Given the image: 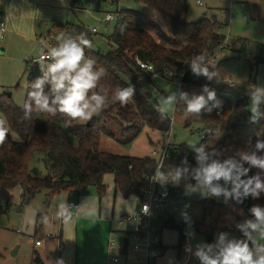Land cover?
<instances>
[{"label":"trees","instance_id":"trees-1","mask_svg":"<svg viewBox=\"0 0 264 264\" xmlns=\"http://www.w3.org/2000/svg\"><path fill=\"white\" fill-rule=\"evenodd\" d=\"M132 1L141 4L145 10L151 9L164 15L168 19L169 29L163 30L143 10L118 9V21L108 36L112 50L101 53L94 51L92 47L85 49L86 55L96 60V68L105 69V75L96 91L108 96V104L88 124L69 120L60 112L55 115L39 112L35 109L34 102L32 110L26 115L24 107L17 106L7 94L0 96V111L8 125L7 137L0 145V187H19L23 192V203H28L43 191L48 192L47 202L62 194L81 196L92 187L102 195L106 188L103 177L108 173L114 176L115 188L124 198L132 195L142 197L141 191L148 187V178L155 172L156 160L150 156H121L100 150L101 137H112L107 127L106 115L109 114L116 124L125 126V131L132 134L129 141L137 138L146 128L164 133L171 129V119L158 110L154 103L155 80L151 79L149 71L140 67L138 61L152 65L160 75L172 69L183 73L181 84L182 89L189 93L187 100L199 95L207 97V93L203 91L204 85H208L210 91L224 90L225 87L216 88L215 75L209 79L202 72H194L191 63L203 53L206 59L203 62L197 61L199 67H207L209 73H216L206 65L225 40V36L220 33V25L215 20L188 22V0H115V4L118 6ZM61 32L73 38L83 34L93 46L92 33L84 25L59 23L55 33L49 36H53L56 42L55 37ZM259 63L264 65V58H257L253 65L257 66ZM27 64L29 73L25 101L32 90L31 83L41 75L39 63L28 61ZM129 86H133L134 94L126 105L113 101L117 87ZM45 92H48L47 85ZM191 92L195 93L192 95ZM250 101V95L243 96L235 103L226 96L219 95L205 104L197 117L195 114H185V100L186 104H183L181 110L185 127L200 124L207 132L200 143L195 145V148L203 145L205 154H209L206 163H210L212 159L223 162L228 158L241 162L242 153L256 152L258 156L264 155L255 147L257 139L264 140V115L256 122L250 121L247 109ZM208 109L211 111H207ZM259 111L264 114V100L259 105ZM11 131L24 134L25 140L14 141ZM213 150L218 155L211 156ZM36 154L43 155L47 172L45 178H35L29 172L30 163ZM197 156L198 153L186 143L170 148L164 159L163 172L168 178L172 198H185L189 190L197 188V182L193 178V170L199 167ZM244 167L249 165L244 163ZM177 168H187L188 172L181 176L178 183H173L171 177ZM258 172L264 181V171L258 168H252L249 176ZM220 183L223 185V181ZM225 186L231 188V184ZM213 205L214 203H205V211ZM215 205L217 206L216 203ZM253 205L264 206V192L258 199L249 195L243 197V203L229 198L221 204L234 214L237 225L255 219L249 211ZM8 208L6 206L4 210L0 205V215L6 213ZM192 225L205 233L208 242L213 245L214 227L196 221ZM163 226L177 229L180 237H184L183 224L176 223L172 215L164 219ZM235 231L237 238H245L240 228L236 227ZM35 260L39 261L38 258Z\"/></svg>","mask_w":264,"mask_h":264},{"label":"rangeland","instance_id":"rangeland-1","mask_svg":"<svg viewBox=\"0 0 264 264\" xmlns=\"http://www.w3.org/2000/svg\"><path fill=\"white\" fill-rule=\"evenodd\" d=\"M201 2L202 5H199L197 0H188L187 21L215 20L220 25V32L227 38L228 44L224 49L218 48L217 54L209 59L206 65L217 73L214 79L216 88L225 85L228 79L236 83V87H225L222 92L215 90L216 96L224 95L235 103L243 96L250 95L255 87H264V65L262 63L253 65L257 58H264V0H201ZM72 6L76 8L71 10ZM121 6L137 11L143 10L163 30L168 31L169 23L164 15L151 9L145 10L141 4L134 1L117 6L115 0H97V3L95 0H0V22L5 24L0 37V47L3 48V51L0 50V96L11 93V98L17 106L24 105L28 90L27 63L38 58L42 49L47 51L57 43L49 34L55 33L59 23L84 25L92 33L93 50L101 53L110 52L112 46L108 36L111 35L118 21V9ZM108 13L114 15V20L106 23L104 18ZM93 30L95 32H92ZM154 83V103L158 110L162 107L166 109L163 113L172 121L170 131L166 134L144 129L137 138L129 141L132 134L125 131V126L116 124L113 116L109 114L106 115L107 127L112 137L104 135L101 137V151L135 157L151 156L155 152L157 159L163 154L169 136V142L174 146L182 143L188 145L200 143L201 136L207 133L203 127L194 124L186 128L184 125L181 110L186 102L181 99V94L186 93L188 96L189 93L179 86L181 78L177 77L174 80L158 78ZM191 93L193 95L195 92ZM173 94H175L173 104L165 105L164 100ZM205 99L208 104L209 100L207 97ZM251 107L250 101L247 108L249 115H252ZM106 109L108 111L107 107ZM100 112L94 114L92 118L97 117ZM0 120L5 121L6 127L8 126L1 111ZM90 120H78V122L88 124ZM25 137L24 134L11 131V138L14 141L22 142ZM29 172L35 178L47 176L42 154L34 155ZM112 180V174H105L103 177L105 192L100 195L97 189L92 187L82 197H87L88 200L95 198L97 202H101L103 210H107V205L112 207L118 197L114 192ZM22 193L20 188L0 189V202H3L4 210L6 204H9L6 213L0 215V264H33L36 249L31 244L30 236H34L37 211L44 205L48 192H41L25 203L26 205H22ZM70 198L76 203L78 196L73 194ZM63 199L67 200V197L61 195L53 199V204H56L53 208H56ZM129 201L131 203L127 204ZM129 201L124 208L127 209L130 205L138 206L140 203L139 198L135 196ZM205 203H214V205L205 211ZM223 203V196L208 197L201 191L189 190L182 203L178 205V209L172 210L175 222L183 224L184 237H180L177 229L167 228L163 231V242L168 248V257L170 256L175 262L178 261L179 264H201L196 255L198 247L207 251V246L211 244L206 234L192 225L193 221L214 227V245L217 244L221 233H226L228 239L237 238L236 218L230 210L221 206ZM41 216L45 220L38 219V226L49 221L45 215ZM60 219L56 218L52 221V237L60 235L63 247L59 246L58 239L42 238L45 247L37 251L44 264H94L95 262L98 264L97 249L102 242L104 228L106 226L108 229V225L95 221H102L103 218L100 220L98 215L94 217L95 221L88 225L87 230L83 234L79 232V238L76 220L72 218L71 222L61 225ZM59 230L60 234H56ZM52 234L47 236L50 237ZM253 236L258 238L256 233ZM108 237L109 230L106 241ZM259 242L264 243V240ZM213 249L216 251L215 248ZM14 251L16 254L13 253Z\"/></svg>","mask_w":264,"mask_h":264},{"label":"clouds","instance_id":"clouds-1","mask_svg":"<svg viewBox=\"0 0 264 264\" xmlns=\"http://www.w3.org/2000/svg\"><path fill=\"white\" fill-rule=\"evenodd\" d=\"M56 44L46 52L42 49L38 60L41 75L30 85L31 91L23 107L27 115L32 110V102L39 112H46L55 115L56 112L63 113L69 120L88 121L94 114L99 113L107 104L108 96L101 94L96 89L100 85L101 78L105 75L103 67L96 68V60L87 56L86 48H91V41L83 34L73 38L65 36L63 32L55 37ZM205 54H200L192 60L194 72H202L212 79L217 73H209L207 67L200 68L197 61L203 62ZM48 92H45V86ZM203 91L207 93V99L213 100L216 97L215 90H209L208 85L203 86ZM134 88L117 87L113 94V101H119L123 106L133 97ZM251 97V121L264 115L259 111V105L264 100V87H255L250 93ZM175 94L164 100V104L171 106L174 102ZM181 99L187 101L185 114H195L199 117L201 110L206 104L204 95L194 96L192 100H187V94L182 93ZM219 104V102H217ZM166 111L165 108L160 109ZM207 111H211L208 109ZM8 128L5 121L0 120V145L7 137ZM196 143H189L197 153L199 167L193 170V178L197 182V188L208 197H224L227 202L229 198L235 199L238 203H243V197L251 195L253 199H258L264 192V181L261 180L260 173L249 176L252 168L264 171V155L258 156L256 152L252 154L242 153L241 162L234 158L225 159L223 162L212 159L210 163L209 154H205L204 147L195 148ZM256 150L264 153V140L257 139ZM216 156L218 153L213 150L210 154ZM186 163V160L184 161ZM247 163L249 167H244ZM188 172L187 168H177L171 177L173 183H178L181 176ZM242 177H245L242 179ZM167 177L163 173L157 172V182L164 183ZM223 181V185L220 183ZM231 184L229 189L225 185ZM142 211L148 213V205H144ZM249 211L254 216V220H246L243 224L237 225L243 232L245 238H227L226 233L219 235L216 245H208L207 251L199 248L196 252L201 264H264V206L253 205ZM96 212L90 210L87 217L94 218ZM58 218H62L63 223L71 222V213L66 205L61 204L57 213ZM34 223V221H33ZM253 233L258 235L253 236ZM213 248L216 251H213Z\"/></svg>","mask_w":264,"mask_h":264},{"label":"built area","instance_id":"built-area-1","mask_svg":"<svg viewBox=\"0 0 264 264\" xmlns=\"http://www.w3.org/2000/svg\"><path fill=\"white\" fill-rule=\"evenodd\" d=\"M97 3V0H95ZM197 4L202 5L201 0H197ZM76 7H71V10ZM114 20V15L108 13L104 22L109 23ZM5 24L0 22V37L2 29ZM92 32H95L93 30ZM53 39V36H50ZM227 46V39L220 45L219 49H224ZM1 49V47H0ZM46 52V51H45ZM40 56L31 60L33 63H38ZM141 68L151 73V79L157 80L163 78L167 80H174L176 77L182 78L183 73H178L175 69L170 70L164 75H160L154 71V67L150 64H145L140 61L137 62ZM226 85L230 88L236 87V83L232 79L226 81ZM182 87V84H179ZM209 100V99H208ZM210 101V100H209ZM158 109V107H157ZM251 116L249 119L251 121ZM204 138V135L201 136ZM168 140L165 142V149L161 156L156 159L157 168L155 172L148 178L149 185L142 190V197L138 208L130 214H126L117 218V223L120 226H128L122 231V238L118 241L117 230H111L107 243V253L105 264H160L162 257V232L164 219L176 210L178 205L183 201L182 198H172L169 190V182H157V172H163V163L165 157L169 153V149L173 147ZM156 157L157 153L153 152ZM167 177V176H166ZM148 205V213L142 211L144 205ZM78 205L70 202L68 209L75 210ZM41 240L34 242L35 246L41 245ZM214 251V250H213ZM215 252V251H214ZM178 264V263H176Z\"/></svg>","mask_w":264,"mask_h":264},{"label":"crops","instance_id":"crops-1","mask_svg":"<svg viewBox=\"0 0 264 264\" xmlns=\"http://www.w3.org/2000/svg\"><path fill=\"white\" fill-rule=\"evenodd\" d=\"M221 33V32H220ZM227 38L225 37V40ZM224 40V41H225ZM227 44H228V41H227ZM238 47H240V44H238ZM237 47V48H238ZM1 51H3V48L0 49ZM217 53L214 54V56L216 55ZM177 78V77H176ZM167 80V79H166ZM156 81V80H155ZM218 87H228L225 83V85L223 84L222 86H217ZM230 88V87H228ZM176 103H177V99H176ZM161 111V110H160ZM148 129V128H146ZM150 130V129H149ZM164 133V132H163ZM168 133V132H167ZM166 133V134H167ZM173 147H175L174 145H172ZM172 148V147H171ZM170 150V149H169ZM169 154V153H168ZM152 159L156 160L155 157L153 155L150 156ZM156 168H157V162H156ZM156 170V169H155ZM112 185H113V189H114V192L116 195H118V197L116 198L115 200V204H113V206L111 207L110 205H107V210H103V206L101 205V202H97V200H95V198L93 200H88L87 197H82L83 195L81 196H78V199H77V202H73L75 204L78 205L77 209L75 210H69L68 211L71 213V217L74 218L76 220V225L78 227L77 229V233H78V238H79V232L81 231L82 234L85 232V230H87V227L90 223H93V221H95V219L93 218H89L87 217V214L90 210L96 212V215L95 217L98 215V218L100 220H103L102 221H95V222H100L102 223L103 225L107 224L108 225V229H106V226L104 228V231H103V239H102V242L99 243V247L97 249V254L99 255V263L98 264H105V260H106V253H107V243H108V240L106 241V237H107V232L109 230V236H110V231L113 229V230H117L119 232H117L118 234L116 235L117 236V239L118 238H122V231L123 229H125L126 227L128 226H120L118 225L117 223V218L120 217V216H123V215H126V214H130V213H133L137 208L138 206H135V205H130L129 208H124L126 203L130 200L132 196H130L129 198H124L123 195L118 191L116 190L115 188V185H114V176H113V180H112ZM149 185V184H148ZM19 188V187H17ZM0 189H4L2 187H0ZM145 189V188H144ZM64 195V194H62ZM141 195H142V191H141ZM61 195L59 196H56L54 198H52L49 202H47V197H46V200H45V203L44 205L41 207L40 206V209L37 211V222H36V225L34 227L35 229V233H34V236H30V238L32 239L31 240V244L33 245V248L36 249L35 250V257L33 258V264H44L43 260H42V257L41 255L39 254V252L37 250L41 249L43 250L44 249V242L42 241V238L44 237H47V238H51V239H58V241H60L59 243V246L62 248L63 247V243L61 241V237L59 235L56 236V237H52L53 234H52V228H53V224H52V221L59 219L58 216H57V213L59 212L60 210V205L61 204H64L67 206L68 208V204L71 201V198L70 196L68 195H65V197H67V200L63 199V200H60L59 204L57 205L56 208H53L54 205L56 204H53V199H57L58 197H60ZM136 197V196H135ZM35 198V197H34ZM139 198V197H138ZM182 198V197H180ZM33 199V198H32ZM184 199V198H182ZM139 200L141 201V198H139ZM31 201V200H30ZM66 201V202H65ZM131 203L130 201L127 203L129 204ZM25 204L22 202V205ZM0 205L2 206L3 205V202H0ZM20 205V204H18ZM26 205V204H25ZM6 206H9V204L7 203ZM225 208V207H224ZM178 209V208H177ZM176 209V210H177ZM227 209V208H226ZM45 215L46 216V219H48L47 223L45 224H42L40 226H38V219H42V220H45V218H43V216L41 215ZM173 216V213H171L169 216ZM61 220V225H63V221H62V218L60 219ZM237 227V222H236V226H235V229ZM123 228V229H122ZM163 231L165 229H167V227H164L163 226ZM49 230V231H48ZM48 232V233H47ZM60 230L56 233V234H60ZM236 232V231H235ZM46 233V234H45ZM38 234V235H37ZM48 234H52L50 235V237H48L47 235ZM37 235V237H36ZM109 239V237H108ZM119 239V240H120ZM36 240H41V245L40 246H35L34 245V242ZM162 242H163V232H162ZM214 245V243H213ZM214 250V249H213ZM16 251V250H15ZM14 251V252H15ZM167 251H168V248L166 245H164V242H163V249H162V257L160 259V264H176L178 263V261H173L171 259V257L167 255ZM215 251V250H214ZM13 252V253H14ZM46 253V250L44 251ZM16 254V253H14ZM38 258L39 261H36L35 259ZM38 262V263H37ZM96 264V262L94 263ZM179 264V263H178Z\"/></svg>","mask_w":264,"mask_h":264},{"label":"water","instance_id":"water-1","mask_svg":"<svg viewBox=\"0 0 264 264\" xmlns=\"http://www.w3.org/2000/svg\"><path fill=\"white\" fill-rule=\"evenodd\" d=\"M124 9H127V7H125V6H121V7H120V10H124ZM7 96H8V97H11V93H8ZM14 253H15V252H14Z\"/></svg>","mask_w":264,"mask_h":264}]
</instances>
